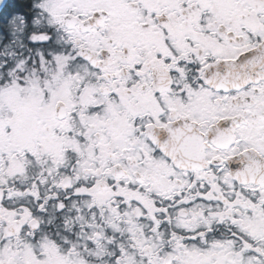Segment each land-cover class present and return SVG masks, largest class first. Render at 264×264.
Instances as JSON below:
<instances>
[{
  "label": "snow or ice",
  "instance_id": "1",
  "mask_svg": "<svg viewBox=\"0 0 264 264\" xmlns=\"http://www.w3.org/2000/svg\"><path fill=\"white\" fill-rule=\"evenodd\" d=\"M0 264H264V0H0Z\"/></svg>",
  "mask_w": 264,
  "mask_h": 264
}]
</instances>
